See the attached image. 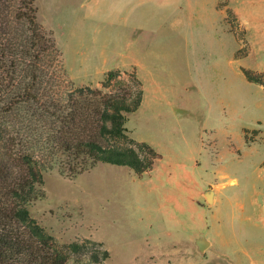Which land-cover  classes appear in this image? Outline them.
<instances>
[{
  "label": "rangeland",
  "instance_id": "374dc122",
  "mask_svg": "<svg viewBox=\"0 0 264 264\" xmlns=\"http://www.w3.org/2000/svg\"><path fill=\"white\" fill-rule=\"evenodd\" d=\"M37 6L76 85L102 87L105 73L119 69V81L103 90L130 95L141 78L145 104L125 113L126 132L161 153L157 165L188 162L202 192L196 208L218 211L225 200L209 193L223 198L236 187L264 188V84L242 70L264 74V0H154L141 10L132 3L131 25L115 18L120 13L110 0H37ZM142 10L148 17H139ZM104 53L105 65L114 67L101 77ZM124 55L140 69L120 63ZM151 181L104 162L71 178L56 163L44 172L45 196L30 205L31 215L59 242H103L111 254L106 264H141L135 251L148 238L176 234ZM151 215L158 217L153 226Z\"/></svg>",
  "mask_w": 264,
  "mask_h": 264
},
{
  "label": "trees",
  "instance_id": "16d2710c",
  "mask_svg": "<svg viewBox=\"0 0 264 264\" xmlns=\"http://www.w3.org/2000/svg\"><path fill=\"white\" fill-rule=\"evenodd\" d=\"M242 70L264 84L263 73ZM120 75L111 69L102 87L76 85L53 32L38 19L37 0H0V264H106L110 258L92 238L59 242L30 205L45 196L44 172L56 163L75 178L100 162L142 175L161 159L152 144L125 129V113L143 99L141 78L130 95L103 90Z\"/></svg>",
  "mask_w": 264,
  "mask_h": 264
},
{
  "label": "crops",
  "instance_id": "0c3cea01",
  "mask_svg": "<svg viewBox=\"0 0 264 264\" xmlns=\"http://www.w3.org/2000/svg\"><path fill=\"white\" fill-rule=\"evenodd\" d=\"M110 1L117 15L120 13L115 18L123 19L131 25L135 24L131 21L132 3L138 5L134 8L141 10L142 3L154 0ZM148 11L142 10L139 17L143 15L148 17ZM106 49V46L103 47L102 53H107ZM105 53L102 58L104 67L100 72L101 77L114 67L105 65L107 59ZM130 61L140 69L139 64L134 59H130L129 55L122 56L120 63ZM116 66L120 64L117 63ZM72 77L75 79L74 76ZM86 82L89 81L80 83ZM144 104L143 94L139 107ZM186 163L188 162L174 161V165L156 163L152 169L138 175L141 178L147 176L152 180L151 189L159 193L164 200L163 211L167 228L176 231V234L168 232L170 234L165 239L160 238L156 233L148 238L144 247L135 251L137 258L142 261L141 264H264V215L260 218L261 207L264 206V188L248 190L236 187L233 192L225 193L227 197L223 198L222 194L218 196L214 193L213 199L219 198L220 201L225 200V202L219 203L218 211L211 213L209 207L196 208V197L201 196L202 192L196 188L194 180L196 177L194 172L187 170ZM163 176L167 180L160 179ZM154 177L160 180L153 179ZM253 197L256 204L253 203ZM204 215L206 218L203 219ZM149 219L150 226H153L157 223L158 217L151 215ZM201 243L204 247H201Z\"/></svg>",
  "mask_w": 264,
  "mask_h": 264
},
{
  "label": "water",
  "instance_id": "95a60500",
  "mask_svg": "<svg viewBox=\"0 0 264 264\" xmlns=\"http://www.w3.org/2000/svg\"><path fill=\"white\" fill-rule=\"evenodd\" d=\"M211 198H212V194L209 193V194H208V199H211ZM200 245H201V247H204V245H203L202 243H201Z\"/></svg>",
  "mask_w": 264,
  "mask_h": 264
}]
</instances>
